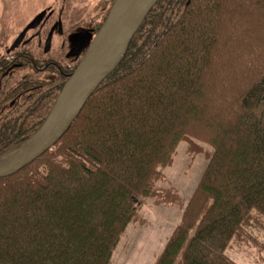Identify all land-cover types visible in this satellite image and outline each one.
Wrapping results in <instances>:
<instances>
[{
	"label": "trees",
	"instance_id": "1",
	"mask_svg": "<svg viewBox=\"0 0 264 264\" xmlns=\"http://www.w3.org/2000/svg\"><path fill=\"white\" fill-rule=\"evenodd\" d=\"M261 40L264 0H157L64 134L0 177V264H112L144 199L182 205L155 184L180 140L212 150L153 264H237L233 245L264 248ZM61 57L0 56L24 74L4 79L0 154L44 121L79 59Z\"/></svg>",
	"mask_w": 264,
	"mask_h": 264
},
{
	"label": "rangeland",
	"instance_id": "2",
	"mask_svg": "<svg viewBox=\"0 0 264 264\" xmlns=\"http://www.w3.org/2000/svg\"><path fill=\"white\" fill-rule=\"evenodd\" d=\"M112 2L113 0H0V55L7 49H12L10 45L26 24L44 11L39 24L27 30L20 46L28 45L30 51L40 57L62 55L63 62L72 63L87 48L96 33L92 29L95 24L103 23V12L105 8L109 11ZM105 3L109 5L104 6ZM83 32L87 33L88 39L85 44H79L77 35ZM77 45L79 53L70 56L69 52ZM13 51L4 55L9 56ZM19 69L22 68H15ZM49 73L51 71L46 70L40 76L49 79ZM10 74L11 71L3 75L2 79ZM198 144L201 149L192 155L188 150V141L180 140L170 164L162 168V177L155 183L158 188L176 191L183 200L182 205L158 203L153 197L144 199L138 217L127 225L113 251L112 264L154 263L165 240L179 222L188 198L207 165L212 148L207 143ZM252 237L257 244V237ZM257 240L264 243L263 236H259ZM226 255L237 264H264V248L260 244L257 247L252 240L240 248L233 245L226 250Z\"/></svg>",
	"mask_w": 264,
	"mask_h": 264
},
{
	"label": "water",
	"instance_id": "3",
	"mask_svg": "<svg viewBox=\"0 0 264 264\" xmlns=\"http://www.w3.org/2000/svg\"><path fill=\"white\" fill-rule=\"evenodd\" d=\"M156 2L113 0L106 18L64 82L44 121L33 134L0 154V177L13 174L33 161L64 134L100 82L118 65L133 35ZM44 14L42 11L28 22L10 48L16 47L27 30L39 24ZM87 39V33L77 35L79 44L86 43ZM78 52L79 45L70 55Z\"/></svg>",
	"mask_w": 264,
	"mask_h": 264
},
{
	"label": "flooded vegetation",
	"instance_id": "4",
	"mask_svg": "<svg viewBox=\"0 0 264 264\" xmlns=\"http://www.w3.org/2000/svg\"><path fill=\"white\" fill-rule=\"evenodd\" d=\"M23 40V39H22ZM22 40H21V42H22ZM21 42L16 46V47H19L20 46V44H21ZM85 44V43H84ZM11 46V45H10ZM16 47H14V48H12V49H7L4 53H3V55L4 54H6L7 52H9L10 50H15L16 49ZM79 53V52H78ZM3 55H0L1 57L3 56ZM69 55H70V52H69ZM70 56H72V55H70ZM20 67V64L19 63H14V64H12L11 65V67H8L7 69H3V68H6L5 66H2V68H0V97H1V95H2V92L4 91L3 89L5 88L4 87V85H5V83H6V81L5 80H3L2 78V76L4 75H6L8 72H10L11 71V77L13 76L14 78H22V76L24 75L23 74V69H19V70H15V68H19ZM17 71V72H16ZM19 72L21 73V74H19ZM6 104V103H5ZM4 106V104L2 103L1 105H0V107H3Z\"/></svg>",
	"mask_w": 264,
	"mask_h": 264
}]
</instances>
